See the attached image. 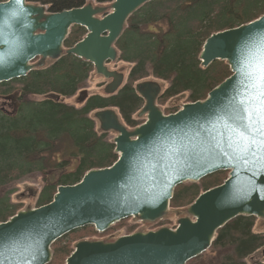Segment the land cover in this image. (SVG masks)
I'll return each mask as SVG.
<instances>
[{
	"label": "water",
	"instance_id": "obj_1",
	"mask_svg": "<svg viewBox=\"0 0 264 264\" xmlns=\"http://www.w3.org/2000/svg\"><path fill=\"white\" fill-rule=\"evenodd\" d=\"M149 1L113 0L111 11L102 16L105 8L92 2L50 12L28 0L0 1V83L26 76L48 59L72 54L112 78L106 92H115L124 74L110 70L107 62L118 58L115 43L130 15ZM74 25L87 33L66 48ZM261 47L264 14L205 40L202 65L226 60L232 71L206 98L166 114L156 104L161 84L146 80L135 86L145 99L139 115L146 120L140 125L128 128L114 108L97 110L100 128L117 133V160L89 169L74 184L59 185L50 202L21 209L0 222V264H48L52 244L87 225L104 232L131 216L150 222L163 219L178 185L221 170L228 171V177L200 193L175 228L138 230L110 241L82 239L66 264H187L206 252L218 229L232 219L246 215L264 220V145L259 137L252 144L233 119L244 114L242 102L248 96L245 56L255 60ZM87 94V89L81 91L82 98Z\"/></svg>",
	"mask_w": 264,
	"mask_h": 264
},
{
	"label": "trees",
	"instance_id": "obj_2",
	"mask_svg": "<svg viewBox=\"0 0 264 264\" xmlns=\"http://www.w3.org/2000/svg\"><path fill=\"white\" fill-rule=\"evenodd\" d=\"M49 7L50 12L81 7L88 0H28ZM111 2L113 0H98ZM264 14V0H151L127 20L116 41L118 59L131 64L126 83L116 92L92 94L80 106L66 102L73 97L94 71V65L72 54L39 66L26 76L0 83V94L20 88L25 97L16 116L0 110V222L24 206L12 200L14 183L33 173L43 179L38 206L53 199L59 185L74 184L92 168L111 165L118 158L108 131L97 127L93 112L117 108L124 123L135 127L145 121L138 112L145 103L135 84L150 76L168 83L158 97L186 94L192 102L206 98L209 91L232 74L226 60L203 66L200 53L205 40L220 30L248 23ZM87 30L74 25L65 41L71 47ZM33 95H41V100ZM174 110L178 109H170ZM228 177L221 170L198 182L178 185L170 208L190 205L203 191ZM123 219L108 230L98 232L93 225L75 229L52 244L53 258L48 264H65L76 243L85 237L106 235L122 227ZM169 222L167 218L157 226ZM257 217L238 216L218 229L211 247L187 264H247L264 247V232L256 230ZM136 224L127 226L132 233ZM68 237V238H67Z\"/></svg>",
	"mask_w": 264,
	"mask_h": 264
},
{
	"label": "rangeland",
	"instance_id": "obj_3",
	"mask_svg": "<svg viewBox=\"0 0 264 264\" xmlns=\"http://www.w3.org/2000/svg\"><path fill=\"white\" fill-rule=\"evenodd\" d=\"M88 2H92L95 6H100V7L105 8L104 11L99 14L100 16L111 11V8H110L111 3L110 2L99 3V2H97V0H88ZM49 63H51V60H47V64H49ZM108 68L110 70H116L118 72H119V70H121L120 72H122L125 76L124 84L126 83L127 76H128L129 70L131 68V64L117 59L116 61H111L108 64ZM106 79L107 78L98 74L94 70L91 72L90 76L88 77V79L85 83V86L81 89H87L90 96L92 94L106 95V93L103 89L104 84L107 81ZM146 80H153V81L155 80V81L159 82L161 84V87H162V92L165 90V88L168 85L167 82H165L163 80H158L152 76H150L144 80H141L139 82L146 81ZM139 82H137V83H139ZM162 92H161V94H162ZM32 97L35 99H38V100H41L44 98L43 96H32ZM66 102L70 103V104H74L76 106H80L82 104V102H79L75 99V96L66 99ZM186 102H188L187 101V95L181 94V95H177V96H174L172 98H169L164 103H160L157 100L156 104L164 111V113H171L170 111H172V110H170V109H172V108L173 109H180L182 107V105ZM0 103H1V100H0ZM117 111L119 112L118 109H117ZM140 111H141V109H140ZM174 111H176V110H174ZM139 112H138V114H139ZM94 113L95 112H93L91 116H94ZM142 117L146 118V115H143ZM121 120L124 122L122 117H121ZM97 127L98 128L100 127L98 121H97ZM130 128H133V127H130ZM116 134L117 133L113 130L108 131V135L113 141H114V137L116 136ZM43 185H44V183H43L42 176L37 172L33 173L31 175H28L24 178H21L20 180L16 181L14 183V185L12 186V188L15 190V193L12 194V200L15 202H22L24 204L22 209H25L27 207H37L38 206V203H37L38 197H39V194L43 188ZM30 189H32L34 194L30 193V191H29ZM187 207H188V205L181 207L178 209V211H176V210L173 211L171 208H169L168 214L165 217L169 220V222L165 225L170 226V227L177 226L179 218L188 215L187 214ZM130 224H136L137 225V228L135 229V231H137V230L147 231V230H151V229L152 230L157 229L160 227V226H157L156 223L142 221V220L132 216V217L127 218L126 223L122 227H118L106 235H102V236L94 235L91 237H85L84 239L106 240V241L114 240L118 236L126 234L127 226ZM256 230L264 232V220L263 219L257 218ZM72 245H75V243H73ZM65 264H66V260H65ZM247 264H264V247H262L261 249L256 251L250 258H248Z\"/></svg>",
	"mask_w": 264,
	"mask_h": 264
},
{
	"label": "snow or ice",
	"instance_id": "obj_4",
	"mask_svg": "<svg viewBox=\"0 0 264 264\" xmlns=\"http://www.w3.org/2000/svg\"><path fill=\"white\" fill-rule=\"evenodd\" d=\"M249 70L245 73L248 81L246 91L247 100L242 102L246 106L242 109L243 115L233 117L234 121L240 122L252 144L260 139L264 145V47L260 49V55L255 60L245 56Z\"/></svg>",
	"mask_w": 264,
	"mask_h": 264
},
{
	"label": "flooded vegetation",
	"instance_id": "obj_5",
	"mask_svg": "<svg viewBox=\"0 0 264 264\" xmlns=\"http://www.w3.org/2000/svg\"><path fill=\"white\" fill-rule=\"evenodd\" d=\"M97 2H99L97 0ZM102 3V2H99ZM47 7V6H46ZM49 9V7H47ZM39 58H37L35 61H37ZM51 60V59H49ZM111 62V61H110ZM109 62V63H110ZM47 63V60L46 62ZM108 63V64H109ZM121 71V70H119ZM107 81L104 84V91L106 90L107 85L112 82V78L106 79ZM83 89H79L78 92L74 95L75 99L79 102H84L89 98V93L87 94L86 98H82L81 97V91ZM33 96H41V95H33ZM73 96V97H74ZM0 110L5 112L8 115L16 116L19 113V108L21 107L22 103L25 100L24 95L22 94V90L20 88H13L10 92L6 93V94H0Z\"/></svg>",
	"mask_w": 264,
	"mask_h": 264
}]
</instances>
